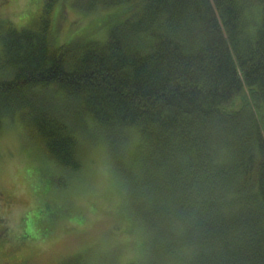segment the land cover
<instances>
[{
  "label": "trees",
  "instance_id": "trees-1",
  "mask_svg": "<svg viewBox=\"0 0 264 264\" xmlns=\"http://www.w3.org/2000/svg\"><path fill=\"white\" fill-rule=\"evenodd\" d=\"M57 2L0 20V122L66 169L94 124L146 234L128 264H264V0H86L63 39Z\"/></svg>",
  "mask_w": 264,
  "mask_h": 264
},
{
  "label": "rangeland",
  "instance_id": "rangeland-1",
  "mask_svg": "<svg viewBox=\"0 0 264 264\" xmlns=\"http://www.w3.org/2000/svg\"><path fill=\"white\" fill-rule=\"evenodd\" d=\"M85 2L58 0L62 39L70 23H86L101 12H85L81 7ZM35 7L36 0H0V20L23 26ZM0 124V189L4 193L0 218H5L0 224L13 231L18 228V238L23 224L28 223L35 240L1 246L0 264H8L13 255L21 264L143 262L146 234L129 217L130 196H126L124 178L94 124L87 127L88 132L93 128L96 132L93 143L79 138L80 165L76 169L52 160L17 117H5ZM134 141L127 145L130 151ZM31 187L35 196L28 191ZM38 217H43L39 223Z\"/></svg>",
  "mask_w": 264,
  "mask_h": 264
},
{
  "label": "flooded vegetation",
  "instance_id": "flooded-vegetation-1",
  "mask_svg": "<svg viewBox=\"0 0 264 264\" xmlns=\"http://www.w3.org/2000/svg\"><path fill=\"white\" fill-rule=\"evenodd\" d=\"M4 193L2 192V190L0 189V196H3ZM14 195H16V193H14ZM1 198V197H0ZM7 207V206H6ZM3 226V224H0V227Z\"/></svg>",
  "mask_w": 264,
  "mask_h": 264
}]
</instances>
